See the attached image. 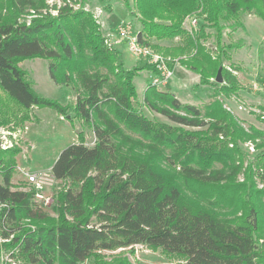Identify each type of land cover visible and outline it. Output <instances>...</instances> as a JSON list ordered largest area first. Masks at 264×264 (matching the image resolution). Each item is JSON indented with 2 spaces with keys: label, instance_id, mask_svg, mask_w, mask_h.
Segmentation results:
<instances>
[{
  "label": "trees",
  "instance_id": "obj_1",
  "mask_svg": "<svg viewBox=\"0 0 264 264\" xmlns=\"http://www.w3.org/2000/svg\"><path fill=\"white\" fill-rule=\"evenodd\" d=\"M42 1L10 0L14 12ZM132 1L140 42L169 57L170 67L178 62L197 74L199 84L233 93L237 77L223 64L231 60L223 30L226 24L242 27V13L264 21V0ZM195 12L200 21L189 34L182 22ZM175 37L181 42L153 43ZM209 37L213 49L205 44ZM106 40L91 14L73 12L68 5L29 23L14 14L0 15V91L16 107L0 102V124L13 118L22 124L36 106L61 116L72 108L95 137L87 146L79 132L78 141L61 150L51 166L55 179L67 183L54 207L56 221L32 199L33 191L12 188L19 149L0 151V250L7 255L2 264H80L96 250L138 243L182 255L184 264H264V191L254 179L259 176L264 183V131L246 130L219 98L201 112L150 83L143 104L175 125L147 118L132 103L137 96L133 79L143 70L154 74L155 67L142 61L125 69ZM30 58L48 61L55 84L82 89L72 107L35 92L19 65ZM219 67L221 84L210 81ZM248 140L258 152L246 163L238 144ZM241 172L243 181L235 183ZM218 197L238 216L221 217L212 207Z\"/></svg>",
  "mask_w": 264,
  "mask_h": 264
},
{
  "label": "rangeland",
  "instance_id": "obj_2",
  "mask_svg": "<svg viewBox=\"0 0 264 264\" xmlns=\"http://www.w3.org/2000/svg\"><path fill=\"white\" fill-rule=\"evenodd\" d=\"M63 5H68L73 12L85 11L93 16L101 35L113 43L112 46L118 50L125 69L139 66L142 61H146L133 54L127 44L116 34L117 28L126 22L132 23L135 33L141 29L132 0H79L77 3L43 0L42 3L36 2L35 7L24 6L19 12H14L10 0H0V15L12 18L14 14L19 22L29 23L34 17H42L46 14L57 15L58 9ZM189 15L197 17L200 21L198 12ZM240 21L243 26L236 30L226 24L222 36L224 44L229 45L231 55V60H224L223 64L231 67L237 77V88L233 90V93L221 94L215 86L199 84L198 75L187 71L178 62L174 65L172 77L167 80L165 85L157 86V88L169 91L183 103L195 105L201 112L214 98H219L224 108L246 130L251 126L264 131V21L256 15L247 13L240 14ZM206 30L209 33L213 32L211 28H206ZM108 33H111V37H108ZM179 42H181L179 37L164 41L153 40V43L162 46L175 45ZM205 44L209 49H213V37H209ZM47 64L48 61L44 58L24 59L19 63L31 80L35 92L49 100H56L63 105L72 107L77 94L82 92V89L77 84H55L49 77ZM150 75L151 73L143 70L134 77L133 84L137 96L132 103L147 118L175 125L163 115L150 111L143 104V91L151 83ZM210 81L215 82L214 78H211ZM0 102H3L4 106L16 108L1 91ZM66 112L67 116H61L53 108L36 106L29 111L30 119L22 124L17 122V118L0 124V151L19 149L15 156V170L11 177L13 189L34 191V185L27 183L19 169L30 172L48 171L61 150L78 141L79 132L83 134V140L87 146L94 144L95 137L89 126L77 119L72 108H68ZM16 114L17 116L21 115V111L18 109ZM255 141L258 142V140ZM238 145L246 156V163L253 161L258 152L255 142L248 140L239 142ZM228 146L232 147V143H228ZM216 166L218 167L219 164ZM253 171L256 173L255 168ZM233 179L235 183L242 182L243 173L237 174ZM254 179L256 188L264 191V183L261 178L255 176ZM66 185L67 183L64 181H57L50 190H40L48 199L47 206L42 204L43 211L55 221L59 219V215L54 207L58 206V195ZM213 203L216 207H212L221 213V217L233 219L239 214L238 212L232 213V209L225 204L228 202L219 197ZM203 204L211 206L206 202ZM67 219L70 218L67 217ZM94 222L93 219L92 223ZM6 257L5 251L0 250V264ZM98 261L104 264H184V257L179 254L166 253L161 248L138 243L110 250H96L94 255L80 264H94ZM10 263L18 264V262Z\"/></svg>",
  "mask_w": 264,
  "mask_h": 264
},
{
  "label": "built area",
  "instance_id": "obj_3",
  "mask_svg": "<svg viewBox=\"0 0 264 264\" xmlns=\"http://www.w3.org/2000/svg\"><path fill=\"white\" fill-rule=\"evenodd\" d=\"M198 24V18L192 15L185 17L182 22V27L192 34L193 29ZM111 33H108V37ZM116 34L119 38L127 44L128 49L139 56L140 58H144L149 64H152L156 72L154 74L151 73V83L152 85L161 86L167 83V80L172 77L174 73V66L170 67L168 62L170 60L169 57H165L162 54L154 51L150 46L143 44L139 41L137 33L134 32L132 23L126 22L122 23L116 30ZM108 44H113L110 41L106 40ZM241 107V106H240ZM19 169V168H18ZM22 171L24 178L26 179L28 184H32L35 187L33 191L32 199L40 203L41 205L44 203L47 204L48 200L44 197L43 193L40 191L42 189H51L57 180L53 176L51 170L48 171H37L30 172L25 171L23 169H19ZM20 189V188H19ZM24 190V189H21ZM25 191V190H24ZM3 207V204L0 202V209ZM6 240V239H4ZM0 241L3 239L0 238Z\"/></svg>",
  "mask_w": 264,
  "mask_h": 264
},
{
  "label": "water",
  "instance_id": "obj_4",
  "mask_svg": "<svg viewBox=\"0 0 264 264\" xmlns=\"http://www.w3.org/2000/svg\"><path fill=\"white\" fill-rule=\"evenodd\" d=\"M221 71H222V67H219V68L217 69V73H216V76H215V78H214V81H215L216 83H219V84L223 83V77H222V73H221Z\"/></svg>",
  "mask_w": 264,
  "mask_h": 264
},
{
  "label": "crops",
  "instance_id": "obj_5",
  "mask_svg": "<svg viewBox=\"0 0 264 264\" xmlns=\"http://www.w3.org/2000/svg\"><path fill=\"white\" fill-rule=\"evenodd\" d=\"M50 169H51V167H50ZM1 258H2V255H1Z\"/></svg>",
  "mask_w": 264,
  "mask_h": 264
}]
</instances>
